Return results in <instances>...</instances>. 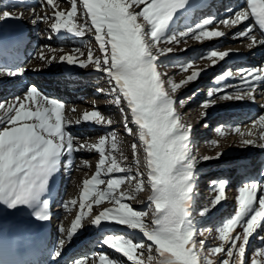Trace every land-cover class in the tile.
<instances>
[{
	"label": "snow or ice",
	"instance_id": "6c2138e0",
	"mask_svg": "<svg viewBox=\"0 0 264 264\" xmlns=\"http://www.w3.org/2000/svg\"><path fill=\"white\" fill-rule=\"evenodd\" d=\"M45 2L56 7L53 0H45ZM82 3L84 14L90 18L89 31L94 29V39L98 42L102 55L94 57L90 49L86 59L78 60L74 54H65L59 57V61L82 68L92 64L94 70L106 73L109 83L112 84V92L118 94L117 103L121 98L126 101L133 121L138 125L152 189V195L149 197V208L153 216L151 228H148L142 220V217L147 215L146 211L135 210L130 204L121 202L126 196L134 198V193H115V189L119 188L124 178L108 180L107 189L98 193V200L95 202L110 196L118 206L106 208L94 218L93 224L99 226L102 222H115L128 225L132 229H140L147 240L152 242L147 246V264H215L209 256L223 252L224 244L228 242H231V247L227 251L228 259L223 260L222 264H229V261L233 259L234 249L236 255L233 264H244L249 237L264 222V183L253 181L239 188L238 208L235 215L218 229L219 238L224 242L220 247L205 252L204 240L197 242L195 239L196 236L203 235V232L192 230L188 224L190 216L188 205L195 193L197 179L194 172L195 166L201 160L206 161L213 157L204 156L198 159L194 154L190 155L192 126L182 122L181 114L174 107L176 100L172 93L182 85L196 81L204 70L193 69L186 79L175 83L162 79L164 73L158 72L157 68L158 56L174 51L172 47L161 48L160 43L167 41L178 44L181 38L188 37L193 31L189 29L187 32L180 33L179 37L162 39V33L169 21L179 8L184 7L187 0H82ZM140 5H143V8L136 11ZM76 12V0H71V11L67 14V19L63 11L53 13L55 23L52 28L56 31L67 29L84 34L83 28L76 26L74 20ZM11 15L10 12L5 11L0 15V19ZM250 16L259 28L264 30V0H247V7L235 14L231 24H238ZM211 23L213 21L210 19L204 20L191 36L201 40L225 35L222 31L208 30L206 26ZM223 23L228 24L229 21L225 20ZM250 31L251 27L237 35L248 36ZM251 39L253 44L257 42L255 36ZM253 44H249L248 47L251 48ZM48 50L53 53L51 59L45 56L43 50L38 53V56L50 64L57 59L55 56L57 49L49 48ZM76 51L80 52L79 49ZM230 51H211L209 58L212 59V64L215 65L217 62L214 58L224 60L229 56ZM80 55L83 56V52H80ZM192 68L191 63L181 67L183 71ZM244 71L247 75H242L243 80L247 81L249 77L256 81L264 80V75H260L264 69ZM6 74L21 73L8 70ZM255 90V85L249 82L246 91L238 90L233 95H226L223 98L254 99L252 94ZM208 95L211 97L213 92L210 91ZM24 99L37 105L35 110L20 98H17L18 103L9 104L7 108L0 103V109H5L6 116V120H0L2 125L0 126V201L8 202L10 207L38 200L46 191L49 179L58 170L61 157L66 152L73 153L89 147L86 144L79 145V149L74 146V138L65 131L66 125L74 121L65 116V105L62 102L43 96L35 86L28 89ZM183 102V100L180 101V103ZM83 120L97 124L105 123V118L96 111L84 113ZM107 123L111 124L112 121L108 120ZM257 125H259L260 138L264 139V115L253 122V128ZM127 131L131 133L132 129L127 128ZM236 131L239 132V129L237 128ZM252 134V129L241 133L242 136ZM106 139V137L101 138L98 143L90 145L100 152L99 166L107 173L125 171L120 167L115 156L105 157ZM242 143L249 145L256 142L244 139ZM261 146L264 147V145ZM111 147L116 148L115 136L112 137ZM133 147L135 148V145ZM220 155L222 153H217L215 158H219ZM98 177L99 172L92 180L85 181L83 190L85 200L90 195L89 186L93 185L94 181L104 183ZM127 179L131 180L134 177ZM143 183L141 179L139 189L143 188ZM225 186V181L219 182V194L213 201L214 205L225 198ZM258 192L259 199H257ZM47 206L45 201L44 207L47 208ZM84 207L85 204L81 203L80 208L83 210ZM206 211L207 209L200 215H204ZM83 215L82 211L81 215L76 217L67 239L70 240L76 232ZM36 216L42 220L50 218L40 212H37ZM237 226L242 227L243 232L232 236ZM60 230L63 232V227ZM238 241L240 243H237ZM103 243L127 256L134 264H145V260L135 255L137 248H143L142 244H136L123 236L113 235H108ZM64 244L65 239L61 238L57 256ZM153 249L156 252L155 256L152 255ZM140 255L143 256V251ZM259 256L264 259V248L259 250ZM75 264H84V261L77 260ZM253 264H261V260H253Z\"/></svg>",
	"mask_w": 264,
	"mask_h": 264
},
{
	"label": "rangeland",
	"instance_id": "374dc122",
	"mask_svg": "<svg viewBox=\"0 0 264 264\" xmlns=\"http://www.w3.org/2000/svg\"><path fill=\"white\" fill-rule=\"evenodd\" d=\"M31 1L32 0H0V15H2L5 11L10 12V10L13 9L14 10L16 9L18 13L21 12L22 9L26 10L25 15L27 16V18H20V17L18 18L23 22L25 20V26L27 27L28 25L30 27L34 25L35 28L34 30L36 31L37 34V36H35V38L32 39L31 46L27 47L29 53L27 54L26 59L28 60V62L26 63V65L30 66V64L32 63L31 59H33L37 61L34 66L35 67L36 65L39 66L37 70L33 68V70L31 71L33 72V74L38 72H46L50 68L57 70L58 69L57 64L59 61V57L61 55L74 54L78 57V60L86 59L88 51L90 49L92 50L94 57L97 55H102L99 49V44L94 39V29L92 31H89V26L91 22H90V18L84 14L82 0H76L77 12L74 17V20L78 28L81 27L83 28L85 32L84 34H81L80 32H72L67 29H61L59 31H56L52 28L53 23H55V18L53 17V13L55 11H63L66 14L65 19H67V14L71 11V0H56L58 1V3L64 5L65 8L64 10H60L57 7L55 8L50 7L44 2H41L39 4L38 3L34 4L33 1L32 2ZM236 2H239L240 8L243 9L246 8L244 5H242V3H244V0H237ZM3 3L6 4H4V6L2 7L1 5ZM185 7L186 6L179 8L176 11V13L173 15L166 29L162 33V39H168L169 37L172 36L179 37L180 33L187 32L189 29H192L193 31L192 33H190L188 37L181 38L178 44L175 42L169 43L167 41H163L160 43L159 46L161 48L172 47L174 48V51L158 56L157 68H158V72L164 73L162 79H164L165 81H169V80L174 81L175 83H179L181 80L186 79L187 76L191 74V71L193 69L204 70L196 81L189 82L186 85H182L179 89H177L174 93H172V95L173 98L176 100V102L178 100L184 101L179 105H174V107L177 108L176 110L185 107L187 105H190L193 99L196 100L198 99V97L202 96V99L201 101L199 100L198 105L201 107L203 114L201 116H197L202 123L201 127L199 128V131L201 132V137L199 139L201 145L199 146L201 147L199 148V152H197L195 156L199 158L204 156H209V157H213V159L206 161L201 160L195 166L194 172L196 173L197 179L208 182L209 190L205 192L206 195L203 198V202L200 208L195 210L188 209L190 213V216L188 217V224L191 227V229L194 231H199L201 227H205V229L202 231L203 235H198L195 237V239L197 240V242H199L200 240H204L205 252H208L210 249L215 247H220L221 244H224V242L221 241L219 238L218 229L223 225V223L226 220L231 219L237 211L238 208L237 197L239 192H237L236 189H239L245 183H249L253 181L264 183V147L261 146L264 145V139L260 138L255 146L241 144V145H233L228 147L224 144H221V140L223 139H227L230 142L234 141L235 137L237 136V134L235 133L237 129L236 127H239L240 125L227 126V123L225 124L224 122L219 123L220 121H214L213 119L212 120L208 119L210 116L212 117V115L214 116L219 114L217 112H220V110L224 108V105L228 107L227 104L228 102L226 104L220 105L218 103L222 100H218L217 98H212V96L209 97L207 93L208 91L211 90L222 91L224 87L225 88L230 87L231 83L228 80H223L219 84L216 83L219 78L229 79L233 77L234 78L233 82L238 84V82L242 83L243 81H245L241 77L242 75H247V73L244 70L249 68L248 66L261 64V65H257L253 69L251 67L248 70L259 71L261 69H264V49L262 50L261 55H258L257 53L249 54L250 52L247 51L248 47L239 46L240 45L239 41L236 40L237 34L244 32L251 27L249 23H247L248 21L246 22L247 24H244L241 27H239L237 31L231 30L229 32V35H226L224 37L223 36L212 37L201 40H197L193 38L191 35L195 33L197 26L202 25L203 21L209 19L210 16L203 18L205 16L204 15L203 17H200L198 19L199 13L196 11V9L195 10L191 9L192 11L189 10L183 11ZM142 8L143 5H140L138 8H136V11H140ZM38 18L39 21L41 22V25H43L41 26V28L40 26L35 25L38 21ZM2 20L3 19H0V22H2ZM229 25H231V22L228 24V26ZM223 26L224 25H220L218 23V25L215 26L213 25L212 27H208L207 25L206 28L208 30H218L223 32V28H224ZM259 34L260 33L258 31H253L251 29L250 35L247 38H245L243 42H245L246 44L248 43L247 45H249V43H251L252 41L251 37L252 36L258 37L260 36ZM256 40H258L256 44L258 43L257 45H259L261 41V36L260 39H256ZM49 48H55L58 50L55 52V56L57 57V59L50 64H48L46 60L44 61L38 58L39 57L38 53L41 50H43L45 56L48 59H51L53 53L48 50ZM60 49H62V51H60ZM76 49H79L80 52H83V56H81L80 52H77ZM235 49L237 50V52ZM228 50H231L229 56L225 57V59L222 61L219 60V58H214L216 59L217 62L215 65L212 64V59L209 58L211 51H228ZM153 51L155 52V49H153ZM38 59L39 61H41V63H39ZM229 59H233V62L236 61L240 65V67H237L235 65L228 67L227 64L223 68H221L222 70L224 69L226 70L225 73L220 74L219 71L214 72L213 69H215L217 65L224 63ZM188 63H191L193 65V68L189 69L188 71H183L181 67ZM242 65L244 69L242 68ZM31 66L33 67V65ZM74 66L78 67V65H74ZM89 66L93 67L92 64H89L88 67ZM2 69L3 68L0 67V70ZM44 69H46V71ZM208 69H210L212 73L207 74L206 70ZM233 69H235V71ZM26 70L28 69H25L24 71ZM226 73H230V75H225ZM263 73L264 71H261L260 75H263ZM22 78H23L22 80L25 81L28 80L26 75H23ZM249 78L252 79V77ZM39 81H43V79H40ZM224 82L225 84H222ZM254 82L252 83L254 84ZM21 84L22 83H16L15 85L16 87L17 86L20 87ZM32 86L36 87L34 83L29 82L26 84L27 89L24 91L25 94L27 93L28 89ZM91 88L93 89L94 92L93 93L89 92L88 94L83 96L84 98L83 97L80 98L79 103H75L78 104L76 107L82 108L83 111L85 110V112H89V111L99 112L100 115L105 118L104 124L89 122L92 124L91 125L88 122L86 123L90 128L92 127L96 129V131L94 132V135H97L95 136L97 139V141H95L96 143H98L101 138H105V137L107 138L105 144V153H104L105 157L115 156L117 162L120 164V167L124 168L125 171L107 173L104 170V168L99 166V161L101 159L99 150L90 147V145H92L91 143L87 144L89 145V147H86L87 149L89 150L93 149L92 150L93 154H90L92 156L90 159L92 161L91 171L85 177H82L83 179H80L81 181L84 182L83 184L78 185L77 187L74 186L73 188V192L75 194L76 215L70 216V222L65 223V225L55 224L53 226L55 227L56 235H58L61 232L60 230L61 227H63L64 231L61 232L59 238L57 239L55 238L52 248H50L48 252L49 254L45 258V264H55L56 260L61 259L63 256L64 257L67 256V254L69 255L72 254L73 256L63 264H75V261L77 260H83L84 264H102V262L103 264H134L132 260H130L127 256H125L122 253L116 251H107L100 247L93 250V242L101 234L103 237H107L108 235L123 236L125 239H131L136 244H142L143 248L142 249L137 248L135 250V255L139 259L145 260V264H147V260H146L148 256L147 246L152 242L148 241L146 237L142 236L141 234L140 235L135 234L134 231H132V228H130V226L128 225H123L122 227L123 229L120 228L116 229L114 227L115 223H109V226L111 228L107 227L106 225L103 226V223H101L99 226H95L93 224L94 218L100 213H102L106 208L118 206L110 196H106L100 202H95L96 200H98V193L102 190H106L108 186L107 181L113 178H124L123 183L120 184L119 188L115 189V193L118 194L120 192H125V191H127L128 193L129 192L134 193V198L126 196L125 199L121 202L130 204L135 210L146 211L147 215L142 217V220L144 224L147 225L148 228L152 227L153 216H152V210L149 208V197L151 196V188L150 186H145V182L143 180L144 182L143 188L139 189V181L143 179V175H141V173L140 175L138 174V172L140 171V166L139 164H137V161H140L138 158V154L136 153L138 149H136V147L135 148L133 147L134 144L132 143L131 140L132 136L130 135V133L128 134L126 132V128L130 127L129 124L131 120L129 116L127 117V115H125V113L127 111H130V108L121 100L119 103H117L115 99L109 100L108 98L99 96L98 92L96 94V90H94L95 87L92 86ZM238 90L246 91L241 88V85H238L237 88L224 91L223 94L233 95ZM17 98H19V95L13 94L12 98H9L8 100L1 99L0 103L4 104V102L6 101L9 102L8 104L16 103ZM261 99L262 98H258L257 101H260ZM69 101H71V103L75 102L74 100H69ZM210 101H215V103H211ZM64 113L69 116L71 115V113L67 112L65 109H64ZM3 115H5V109L4 110L0 109V118ZM197 117L195 116V118ZM79 118L80 115L78 113V116L76 115V119H77L76 121H78ZM195 118H191L190 120L192 119L194 120ZM126 119H128L129 122L125 123ZM108 120H111L112 123L108 124L107 123ZM254 121L255 120H251V122ZM72 125L77 127L80 126L81 124L74 122L72 123ZM132 125L135 126V124ZM224 127L231 129V131H234V133L231 134V136L229 137L224 134H218L217 132L223 130ZM131 129H132L131 132L134 133L132 127ZM73 133L74 130L72 132V135ZM74 136L76 137L78 136V134H75ZM113 136H115L116 138V148L114 149L111 147V141ZM213 141H215V143H213ZM75 143L78 142L75 141ZM242 148H244L243 151L245 150L246 151L241 153L250 155V157H248V160L246 161L257 160L255 162L256 163L255 167L253 164V168L256 167L257 168L256 169L251 168V170L248 169L249 171L247 172V174H245L247 170H244L242 172L241 166L239 167L237 166L238 169H234L232 167L235 165L234 153L236 151H242L241 150ZM217 153H222V155H220L219 158H215L217 156ZM106 166H107V160L105 167ZM235 171L239 173V175L234 173ZM98 172H99V177H98L99 180H103L104 183L100 184L94 181L93 185L89 186L90 195L88 199L85 200L83 198L85 181L92 180L94 176H97ZM253 173L256 175L254 176ZM248 174H252L253 176L252 175L248 176ZM233 175L234 176L236 175L235 177H238V179L234 178ZM242 176L245 178H243V180H239V178ZM129 177H134V179L131 180L127 179ZM50 181L51 179H49L48 181L46 190H48L49 187H51V189L49 190L52 191L53 189H55L56 185L52 187L50 185ZM221 181L226 182L225 198L222 199L218 204L214 205L213 201L215 197L219 194L218 184ZM257 199H259V192L257 193ZM45 201H47V205H49L50 202L52 201L51 196L45 197L42 200L38 199L36 201H32L33 203L38 205V208L34 212L27 211L28 204H21V205H17L16 207H10L8 202L0 201V234L6 235L10 231L16 232L17 230H22L24 228H33L35 226V222L39 219L36 216V213L40 212L42 215L45 214V207H44ZM81 203L85 204L83 210L80 208ZM205 209H207L205 214L200 215V213ZM23 211H27V213H30V215L29 216L26 215L25 213H23ZM82 211L84 213L82 217L85 218V220L80 222V225L78 226L76 232L72 235L71 239L69 240L67 239V237L70 230H72L73 222L76 220L77 216L81 215ZM12 215H15L16 217L10 218V216ZM53 227H51V229H53ZM87 228L96 230L95 237H92L94 238L92 241L89 240L91 238L85 236L88 234L90 230V229L86 230ZM84 229L87 232H85ZM242 232H243V228L237 226L235 231L232 233V236H236L238 233H242ZM78 236H83L79 239L80 240L79 249L75 247L76 241L78 240ZM61 238L65 239V244L63 248L60 250V254L57 256L56 252L59 249V241ZM97 243L99 242H96V244ZM237 243L240 242L238 241ZM209 244L214 246L209 247ZM77 246H78V242H77ZM207 246L209 247V249H206ZM90 247L92 248L90 249ZM229 247H231V242L224 244L223 252L216 253L215 255H210L209 259L215 261V264H222L223 260L228 259L227 251ZM262 248H264V222H262V226L258 228L252 234V236L249 237V242L246 245V251L244 254V264H253V260H261V264H264V259H262L259 256V250ZM77 250L78 253H81L82 250H85L83 253L85 252L88 253L85 254L81 253L77 255ZM141 251H143V256L140 255ZM233 253H234L233 259L229 261V264H233L235 260V255H236L235 249L233 250ZM152 255L153 256L156 255L155 249L152 250Z\"/></svg>",
	"mask_w": 264,
	"mask_h": 264
},
{
	"label": "bare ground",
	"instance_id": "6f19581e",
	"mask_svg": "<svg viewBox=\"0 0 264 264\" xmlns=\"http://www.w3.org/2000/svg\"><path fill=\"white\" fill-rule=\"evenodd\" d=\"M32 1L34 4H36V3L39 4L41 2H44L45 4H47L45 2V0H32ZM204 3H205V0H187V3L184 5L186 7L183 9V11L191 10V9L192 10L199 9ZM53 4L57 8H59L60 10L65 9L64 5L58 3V1H56V0H53ZM217 4H219V3H217ZM243 4L247 7V1H245V3H243ZM50 7H52V6H50ZM218 7H219V5H218ZM218 7L216 10H214V7L212 8V11H214V12L212 13V15H209L210 16L209 19L212 20L213 23L209 24L208 27H212L213 25L214 26L218 25V23L220 25H224L223 26L224 27L223 32L225 33L224 36L229 35V32L231 30L237 31L239 29V27L246 24V22L249 21V18L251 17L250 16L247 20L242 21L238 24H235V25L231 24L228 26V24L231 22V20L235 18V14L240 12L241 9L238 7H235L234 9L231 10L230 7H228L220 15L218 13V12H220L218 10ZM200 9H202V8H200ZM25 12H26L25 9H22V11L19 13L16 9L10 10V13L12 15L8 16V17H4L2 20L3 22H0V35L12 36V37H14V40H15L17 33L25 30V26L23 24L19 23V21L16 19V17L20 16V18H27V16L25 15ZM37 16H39V15H37ZM203 18H206V16H204ZM225 20H228L229 23L228 24L223 23V21H225ZM35 25L40 26V28H41V26H43V25H41L39 18H38V21ZM251 29L254 31V30H257V27H254ZM250 33H251V31H250ZM250 33H249V35H250ZM25 36H27V35H25ZM248 36H238L237 35L236 40L239 41V44H240L239 46L248 47V45H247L248 43L246 44L245 42H243V40L245 38H247ZM256 39H258V38H256ZM29 41H30L29 39L25 38L24 44L19 45L18 48H15L13 50V52L11 53V55L9 56V58H8L9 65L6 67H3V69L0 70V100L1 99H3V100L7 99L8 100L9 98H12L13 94H17V95H19V98L21 100H24V103L26 105H28L29 107L33 108V110H35V107L37 105L33 104L32 101L24 99V97L26 95L24 91L27 89L26 84L29 82L34 83V85H36L38 92H40L44 96L49 97L50 99H56L60 102L62 100H66V99L67 100H74L75 102H73V103L70 102L71 105H70V103L66 104L65 110L67 112L71 113L70 116L66 115V117L75 122L77 119H75V117H73V114H77V116H78V113H79L80 117H82V112L84 113L83 110H82V112L81 111L77 112L78 110H77L76 106L78 104H75V103H79L80 98H82L83 96H85L89 92L90 93L94 92L93 89L91 88L93 84L86 81V82L77 84L76 86L73 85L72 87L77 88V90H76L75 88L73 89V88H71V86H69L68 81H66L65 77H63V76L58 78L57 76H54V75L53 76L47 75L46 74L47 72H38V73L33 74V72H31L33 70V68H35V70H37L39 68V66H37V65H36V67L34 66L37 61H35L33 59H31L32 63L30 64V66L26 65V63L28 62L27 59H25L18 66H16L15 64L19 63L22 60L21 58H25L27 52H26V50L25 51L23 50L24 49L23 46L29 45ZM257 42H258V40H257ZM249 44H253V41H251V43H249ZM257 44L256 43L253 44V46L251 48L248 47L247 51L250 52L249 54L257 53L258 55H261L262 50L264 49L263 48L264 43H261V44L259 43V45H257ZM236 52H237V50H236ZM233 58H234V56H233ZM2 61L4 62V59H2ZM38 61H39V59H38ZM258 62H260V61H258ZM39 63H41V61H39ZM227 64H228V67H231L232 65H235V61L233 62V59H229V60L225 61L224 63H221L220 65H218L214 69V72L219 71L220 74L225 73L226 70L225 69L222 70L221 68H223ZM31 65H33V67ZM257 65H261V64H256V65L251 66V67L254 68ZM21 68H22V70H21ZM23 69L24 70L28 69V70L24 71ZM226 69H229V68H226ZM8 70H11L14 72H19L21 74L7 75L6 72ZM44 70L46 71V69H44ZM233 70L235 71V69H233ZM245 70H248V69H245ZM206 71H207V74L212 73V71L210 69H208ZM23 75H26V77L28 78L27 81L22 80ZM42 78H44V81H39ZM87 78H88V76H86V79ZM62 79H63V81H62ZM227 80L230 81V83H231L230 87H227V88L224 87V89H222V91H216L215 90L216 92L214 90H211V92H213L212 98H217L218 100H222L218 104L222 105V104H226L228 102L227 103L228 107L226 105H224V108L221 109L222 111L220 110V112H217L219 114H217L215 112L217 115H214V116L212 115V117L210 116L208 119H210V120L213 119L214 121H220L219 123H223V122H224V124L227 123V126H233V125L238 126V125H240L239 127H236L239 129V132L235 131L237 136L235 137L234 141L230 142L227 139H223V140H221V144H224L228 147L233 146V145H241V144H243L242 141L244 139H251L257 143V141H259V139H260L259 125H257L255 128H253V122H251V120L258 121L259 117L261 115H264V80H260V81L255 80L254 85H255L256 90L252 94L254 96V99L245 98V99H241V100H236V99L224 100L223 97L228 95V94L224 95L223 94L224 91L237 88L238 85H241V88L246 90L248 87L247 86L248 83L253 82L252 79H248L247 81H243L242 83H239L237 81L238 82V84H237V83L233 82L234 81L233 77H231ZM222 81H223L222 78H219L216 83L219 84ZM16 83H22V84H21V86L19 85L20 87H18V86L16 87V85H15ZM222 84H225V82ZM259 86H261V87H259ZM65 91L67 93H65ZM209 92L210 91H208V93ZM96 94H97V92H96ZM258 98H262V99L260 101H257ZM201 99H202V96L198 97V99H196V100L193 99L191 101L190 105H187L183 108H180V110L178 112L181 114V119L183 118V120L185 122H188L191 118H195V116L196 117L201 116L203 113H202L201 107L198 105L199 104L198 102H199V100L201 101ZM8 103H9L8 101L4 102L5 108L8 107V105H9ZM16 103H18V102H16ZM179 104H180V101L178 100L175 105H179ZM1 110H4V109H1ZM219 115H220V117H219ZM0 120H6V116L3 115L0 118ZM78 121L81 124L80 126L75 127L72 125V123H70V124H67L66 128H65V131L74 138V146L79 149V145H81L83 143L86 145L89 143H91V144L96 143L95 141H97V139L95 136H97V135H94V132L96 131V129L92 128V127L90 128L87 125L86 121H84L82 118H79ZM28 122L31 123L32 121H28ZM214 123H216V122H214ZM201 124L202 123L200 122V124L198 125L197 128H200ZM71 125H72V127H71ZM0 126H2V125H0ZM249 129H252V131H253L252 135H244V136L241 135V133H246ZM73 130H74V133L72 135ZM217 133L218 134L223 133L224 135L229 137V136H231V134L234 133V131H231V129L224 127L223 130H221L220 132H217ZM75 134H78V136L75 137L74 136ZM75 141L78 143H75ZM256 143L255 144H249V145L255 146ZM199 145H201V142H199L197 144L198 148H196V150H192L190 152V155L191 154L195 155L197 152H199V148L201 147ZM244 148L241 149L242 151H237V153H239L238 155L242 154L241 152L246 151V150L243 151ZM92 150H89L87 148L86 149L82 148V149H79L73 153H67L66 152L61 157V163L58 166V170L50 178L51 179L50 185L52 187H54V185H56L55 189H53L51 191V190H49V189H51V187H49V189L46 190L44 193H42V195L39 198L40 200H42L45 197L51 196V199H52V201L47 206V208H45V214H44L45 216H48L50 218L46 219V220L40 219L41 223H44L46 225V227H49L51 229V227H53L55 224L65 225V223L70 222V216L76 215V213H75V194L73 192V188H74V186L77 187L78 185L83 184L84 182L81 181L80 179H83L82 177H85L88 173H90L91 162H92L90 160L92 157L90 154H93ZM197 158H199V157H197ZM251 161L252 160L246 161L244 163L240 162L245 166V170H247L245 174H247V172L249 170H251V168H253V164L255 167V164H256L255 162L257 160H254L253 162H251ZM238 167L236 166L235 169H238ZM241 168H243V166H241ZM256 168H253V169H256ZM254 173H253V175L255 176L256 174H254ZM124 193H128V192L125 191ZM65 205H67V206H65ZM27 207H28L27 211H30V212L33 211L34 212L38 208V205L33 203V202H30ZM27 211H23V213H25L26 215L29 216L30 213H27ZM13 217H16V216L15 215L10 216V218H13ZM84 220H85V218L82 217L81 221H84ZM89 229L90 228H87L86 230H89ZM86 230L84 229L85 232H87ZM26 231H28L25 234L27 239H23V238L21 239L20 238V241H16L18 239V238H16V240H13V239L10 240L9 243H7V245L0 244V264H45V256H46V254H48V252L50 250L49 247L44 248V249L40 250L39 252L38 251L32 252V250L31 251H23L24 246H26V244H27L26 242L28 240H32V238L34 236H36V233L31 234L29 232L30 230H26ZM22 233H23V230H19L18 233L16 232V235L22 234ZM93 239L94 238H91L89 240L92 241ZM57 246H58V244H57ZM91 248L92 247H90V249ZM19 251H21L24 254L27 253L28 256L24 259L23 258L19 259L18 258ZM84 251L85 250H82L81 253H83ZM37 252H38V255H36ZM81 253H79V254H81ZM85 253H88V252H85ZM85 253H83V254H85ZM72 256H73L72 254H70V255L67 254V256H65V257L63 256L61 259L56 260L55 264H63L68 259H70ZM13 257L16 258V261H14Z\"/></svg>",
	"mask_w": 264,
	"mask_h": 264
},
{
	"label": "trees",
	"instance_id": "16d2710c",
	"mask_svg": "<svg viewBox=\"0 0 264 264\" xmlns=\"http://www.w3.org/2000/svg\"><path fill=\"white\" fill-rule=\"evenodd\" d=\"M204 218H205V217H204ZM204 218H203V219H204ZM209 226H210V225H209ZM204 229H205V227H201V228L199 229V231H203ZM211 246H214V245H210V244H209V247H211ZM209 247L207 246L206 249H209Z\"/></svg>",
	"mask_w": 264,
	"mask_h": 264
}]
</instances>
